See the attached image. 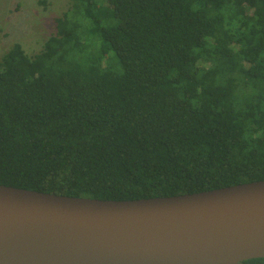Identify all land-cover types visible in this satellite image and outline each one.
Segmentation results:
<instances>
[{
	"label": "trees",
	"instance_id": "obj_1",
	"mask_svg": "<svg viewBox=\"0 0 264 264\" xmlns=\"http://www.w3.org/2000/svg\"><path fill=\"white\" fill-rule=\"evenodd\" d=\"M74 1L40 53L0 59V185L136 201L264 181V0Z\"/></svg>",
	"mask_w": 264,
	"mask_h": 264
},
{
	"label": "water",
	"instance_id": "obj_2",
	"mask_svg": "<svg viewBox=\"0 0 264 264\" xmlns=\"http://www.w3.org/2000/svg\"><path fill=\"white\" fill-rule=\"evenodd\" d=\"M264 259V181L102 201L0 185V264H242Z\"/></svg>",
	"mask_w": 264,
	"mask_h": 264
},
{
	"label": "rangeland",
	"instance_id": "obj_3",
	"mask_svg": "<svg viewBox=\"0 0 264 264\" xmlns=\"http://www.w3.org/2000/svg\"><path fill=\"white\" fill-rule=\"evenodd\" d=\"M74 0H0V59L15 44L29 57L40 53L54 33V19Z\"/></svg>",
	"mask_w": 264,
	"mask_h": 264
}]
</instances>
